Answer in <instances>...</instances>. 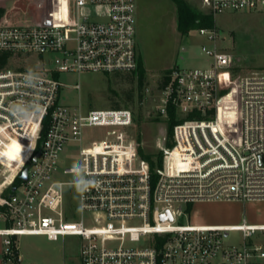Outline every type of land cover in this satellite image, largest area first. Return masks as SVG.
Wrapping results in <instances>:
<instances>
[{"label": "built area", "instance_id": "obj_1", "mask_svg": "<svg viewBox=\"0 0 264 264\" xmlns=\"http://www.w3.org/2000/svg\"><path fill=\"white\" fill-rule=\"evenodd\" d=\"M201 1L213 18L264 14V0ZM60 2L53 23L0 22V55L12 60L0 69L3 262L20 264L18 238L38 236L79 238L80 264H264V224L192 223L183 210L264 202V73L238 78V106L222 116L234 58L216 48L215 29H198L213 44L201 48L209 68H175L158 88L154 114L168 119L172 108L176 124L148 161L140 154L131 108L84 110L59 102L66 87L60 73L136 71L137 0ZM33 56L54 68L16 62ZM92 127L104 129V137L86 143L83 132ZM12 143L22 151L15 159L6 156ZM67 149L76 153L74 167L58 162ZM233 232L241 234L240 245L226 244Z\"/></svg>", "mask_w": 264, "mask_h": 264}, {"label": "rangeland", "instance_id": "obj_2", "mask_svg": "<svg viewBox=\"0 0 264 264\" xmlns=\"http://www.w3.org/2000/svg\"><path fill=\"white\" fill-rule=\"evenodd\" d=\"M191 8L202 14H209L201 0H184ZM34 0H9L6 4L2 25H18L31 19L30 10L35 12ZM72 11V10H71ZM213 29L216 32L217 49L231 54L234 58L229 71V88L222 97V116L231 107L238 106L235 84L238 78L255 73H264V14L250 12H228L213 18ZM200 29V28H199ZM198 30V29H197ZM192 30L187 36H180L177 31V10L169 0H137L136 51L145 75L142 98L139 99L136 76L122 73L104 76L102 74L60 73L59 81L66 85L61 88L59 102L67 106H80L84 110H100L117 106L131 108L136 116L135 135L140 152L156 153L155 144L161 140L167 130L170 117L159 119L155 116L158 100V87L164 72L175 68L183 70H206L208 58L201 48H213L205 37ZM29 58V59H28ZM16 59V62L27 69L46 67L54 68L48 62L43 65L36 56ZM12 60L8 59V63ZM137 71V70H136ZM258 73V74H259ZM79 84V90L71 86ZM235 87V89H234ZM132 101L126 100V95ZM138 119H140L138 123ZM105 130L87 128L83 132L86 143L101 141ZM142 148L144 150H142ZM22 153L21 146L12 143L6 150V156L15 159ZM5 166L10 164L1 158ZM62 167H74L78 164L76 153L64 151L58 160ZM1 171V170H0ZM63 181L72 178L61 177ZM2 176L0 175V181ZM72 191V190H71ZM76 202V194L74 197ZM187 220L200 224H264V202L246 204L200 203L183 206ZM185 223V219L183 221ZM89 220L86 226H91ZM20 264H80L79 249L81 241L77 237L59 238L48 241L44 237H19L17 240ZM226 244L237 246L242 242L240 233H230ZM1 264L3 262L0 248Z\"/></svg>", "mask_w": 264, "mask_h": 264}, {"label": "trees", "instance_id": "obj_3", "mask_svg": "<svg viewBox=\"0 0 264 264\" xmlns=\"http://www.w3.org/2000/svg\"><path fill=\"white\" fill-rule=\"evenodd\" d=\"M9 0H0V22L3 19L6 4ZM177 10V31L180 36H187L192 30H197L201 28L211 29L213 26V17L210 14H202L197 12L195 9L191 8L184 0H169ZM35 12L30 10V17L34 23L38 24H50L57 20L61 2L60 0H34L33 4ZM9 57L5 54L0 55V69L4 68L8 63ZM137 71L132 73V76H136L137 88L139 91V99L142 98V89L145 81V75L141 68V61L137 55ZM170 71L164 72L161 80L159 82V89L162 88L168 80V75ZM108 76V75H105ZM127 101H132V96L130 94L126 95ZM113 108H118L117 106ZM169 123L167 125V135L170 136L172 133V128L176 124L174 110L169 109ZM140 119H138L139 123ZM141 156L148 161H151L150 154H143ZM160 160L158 159V162ZM10 264H16L12 262Z\"/></svg>", "mask_w": 264, "mask_h": 264}, {"label": "water", "instance_id": "obj_4", "mask_svg": "<svg viewBox=\"0 0 264 264\" xmlns=\"http://www.w3.org/2000/svg\"><path fill=\"white\" fill-rule=\"evenodd\" d=\"M36 158H37V155H35V156L33 157V162H35ZM29 168H30V165H28L27 167H25V168L23 169L21 175L19 176V178H20L21 180H25V178H26V173H27V170H28ZM13 191H14V188H12V192H13Z\"/></svg>", "mask_w": 264, "mask_h": 264}, {"label": "crops", "instance_id": "obj_5", "mask_svg": "<svg viewBox=\"0 0 264 264\" xmlns=\"http://www.w3.org/2000/svg\"><path fill=\"white\" fill-rule=\"evenodd\" d=\"M234 204V203H233ZM0 248H1V243H0ZM0 264H1V258H0Z\"/></svg>", "mask_w": 264, "mask_h": 264}]
</instances>
